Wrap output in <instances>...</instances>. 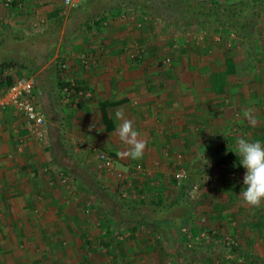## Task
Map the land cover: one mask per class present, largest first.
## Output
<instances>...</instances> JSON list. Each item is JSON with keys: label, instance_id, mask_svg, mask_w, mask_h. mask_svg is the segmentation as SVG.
<instances>
[{"label": "crops", "instance_id": "obj_1", "mask_svg": "<svg viewBox=\"0 0 264 264\" xmlns=\"http://www.w3.org/2000/svg\"><path fill=\"white\" fill-rule=\"evenodd\" d=\"M62 5L61 0H13L6 7L0 0V22L7 25L0 39L13 38L15 28L42 20L46 11ZM134 11L126 19L107 18L106 24L80 31L58 48L69 52L72 69L65 76L76 78L90 94L77 104L65 105L60 80L56 93L51 87L39 89L49 127L46 142H36L14 110L0 118V264H162L161 246L151 245L141 226L172 224L178 231L203 215L220 236L231 234L238 242L231 254L223 252L220 264H264V205L253 208L243 202L240 192L246 170L240 158L234 165H224L229 158L225 159L208 175H191L192 182L201 184V193L186 204L181 189L187 185H179L172 176L180 154L188 168L207 153H234L237 137L264 143V50L255 60L240 46L239 38L223 44L194 25L179 28L174 36L161 35L153 18ZM189 30L198 37L188 35ZM138 46L144 48L140 59ZM76 51H84L90 62L76 61L70 55ZM167 57L172 58L171 64L165 63ZM106 101L121 102L107 107L114 125L111 131L100 108ZM117 109L133 121L147 143L141 159L118 155L126 145L116 136ZM245 111L250 113L247 118ZM71 139L81 146L97 143L112 152L119 166L134 170V186H123L129 197L121 196V182L96 168L97 157L88 149L74 153ZM137 165L143 170L137 172ZM62 170L77 176L95 173L117 203L136 206L142 215H149L151 220L143 219L135 230V243L125 241L115 251L104 252L102 245L112 238L115 227L105 237L103 215L114 217L116 224L128 223L103 209L79 176L59 179ZM159 201L174 204L165 215L158 214L160 218L150 210ZM89 206L98 211L87 214ZM181 239L171 256L174 264L184 263L181 247L188 240L183 234ZM215 248L213 243L196 246L189 264H210L215 256L210 249Z\"/></svg>", "mask_w": 264, "mask_h": 264}, {"label": "trees", "instance_id": "obj_2", "mask_svg": "<svg viewBox=\"0 0 264 264\" xmlns=\"http://www.w3.org/2000/svg\"><path fill=\"white\" fill-rule=\"evenodd\" d=\"M115 7L137 10L145 16L166 22L173 29L194 25L229 30L242 39L247 53H251L250 37L257 31L264 19V0H240L225 3L218 0H214L212 3L197 0H86L76 7H72L66 17L59 14L58 11L52 12L50 14L51 21L42 33L29 36L28 34H21L22 32H13L14 41L27 43L19 51L14 50L13 55H9V52L6 53L1 47L5 40H0V58H2L0 60V87H7L12 84L13 78L9 75V71L17 66L28 68L33 74H38L46 66L56 49L68 43L72 36L80 31L90 29L94 25L106 24V15ZM249 53L248 56L251 55ZM66 84L68 82H63V87ZM120 103L106 101L100 104L102 119L109 131L114 128V125L108 115L107 107ZM227 158L235 161L239 159L231 151L222 155L218 153L205 154L187 168L190 177L191 175H208L212 167L221 164ZM72 174L76 177L79 176L90 187L103 209L113 212L117 220L127 222L128 228L133 232L143 219L151 220L149 215H142L141 208L126 203H117L105 191L95 173L84 171L78 176L75 173ZM173 205V203L168 205L161 201L154 202L150 205V210L152 214H157V216H159L158 214L165 215L167 210L172 209ZM181 249L184 255V263L182 264H189L191 258L196 254V250L186 244H183ZM178 262L179 259H177Z\"/></svg>", "mask_w": 264, "mask_h": 264}, {"label": "rangeland", "instance_id": "obj_3", "mask_svg": "<svg viewBox=\"0 0 264 264\" xmlns=\"http://www.w3.org/2000/svg\"><path fill=\"white\" fill-rule=\"evenodd\" d=\"M62 1H63L62 8L51 10V11H46L44 13L45 14L44 19L39 20V21L37 20L35 22H29V25L24 26L20 29L15 28V30H17V32L21 31L22 32L21 34H28L29 36L32 34H38V33L44 32V30H46L47 26L49 25V23L51 21L50 20V17H51L50 14L52 12L54 13V12L58 11L59 14L64 15L65 17L69 15V13L71 11V7L66 5L64 0H61V2ZM197 1L205 2V3H212L214 0H197ZM218 1L225 3V2H233V1H240V0H218ZM120 11L125 12V10L122 7H119V8L115 7L106 16H107V18H110V19L118 18ZM36 13H38V12H36ZM37 18H40V17H37ZM151 21L154 22V24H153L154 26L157 24L156 29H158V32L161 35H166L169 33L168 35L174 36V35H177V33H178V28L173 29V27L168 26L166 24V22H164L160 19H154ZM36 23H38L37 26H36ZM6 26L7 25H6L5 21L0 22V36L2 35V31L4 29H6ZM200 28L205 29V31L203 33L208 34L207 36L209 38H213V40L218 41L216 38L220 37L221 41H218V42H221L223 44H225L226 42H229L230 40L235 41L236 38H238V36L236 37L232 34H229V32H230L229 30H224L222 28H219V29L212 28V27H200ZM187 34L191 35L193 38H194V36L198 37V35H199V33H197L195 30H192V31L189 30V31H187ZM225 34H228V35H225ZM6 39L7 40L3 43V44H5L3 46V49L6 51V53L9 52V55H11V54L13 55L15 53L14 50L19 51L21 48H24L27 45V43H25V42L14 41V39L12 37H8V38L6 37ZM195 40H196V37H195ZM240 40H241L240 46H242L246 50L244 42L242 41V39H240ZM249 41H250L251 53H249V52L248 53L251 54L252 58H254V59L260 58V56L262 55L261 52H262V50H264V19L262 20L261 24L258 26L257 31L255 32V35L253 37H251ZM65 49H66V47L61 49V50L56 49L53 56L47 62L46 67H45L46 69L44 68L43 69L44 71L43 70L40 71V73L38 75L33 74L28 68H24L21 66H17L13 70H10L9 75H11V77L13 78V82H15L21 78H33L35 80V88H36V91L38 94H40L39 89H41V88L43 89L44 87L45 88L51 87V91L56 93L55 88H56V85L58 86V84H59V82H57L58 80H60L61 82L75 81L78 85L83 86V84L81 82H78V80H76V78H71V77L65 76V74H69L70 69H72V66L70 65V58H68L69 52L68 53L65 52L66 51ZM142 49H144V48L141 46L137 47V50H142ZM78 51L74 52V54L70 53V55H73V58H75L76 61H77V59L82 60V56L84 55V53H83L84 51H82V52H78ZM142 53H143V51H142ZM255 54H258L259 57H257V56L254 57ZM40 59H42V56H40ZM94 59H96L95 56H94ZM94 59H91V61L93 62ZM82 62H83V60H82ZM251 63L253 64V60H251ZM64 64H66V67H64ZM74 65H76V63ZM91 65H93V64H91ZM70 66H71V68H70ZM39 85H40V88H39ZM59 86H60V84H59ZM62 88H63V86H62ZM84 89L86 90L87 94L89 95L90 94L89 90L86 89V87H84ZM88 95L82 96L81 100L84 99L85 97H87ZM64 102H65V105H69L66 101H64ZM64 102H63V104H64ZM40 103H41V105H43L41 101H40ZM73 104L74 103H72V105ZM16 129H18V127ZM102 133H105L104 130H101L100 135H102ZM221 135H219V133H218L217 136H221ZM103 136H104V134H103ZM216 140H218V139L216 138ZM70 141H71V145H72L71 148H73L72 150L74 153L78 152V150H80V149H88L89 153L92 155V157H94L95 160L97 157V155L95 153V149H101V150L108 151L103 146L99 147V145L97 143H89L88 146H81L80 144H78L79 142H77L73 139H71ZM108 152H110V151H108ZM110 153H112V152H110ZM77 156H79V155H77ZM186 161L187 160H185V157L183 156V167L187 168L186 164H188V163ZM98 162H100V161L98 160ZM117 165L120 169L128 172V174H130V175L134 174L135 175L134 170L125 169L124 167L119 166L118 162H117ZM95 166H96V168H98V164ZM137 169H138L137 172L143 170L142 165L141 166L137 165ZM179 169H180L179 165H177L176 168H172L173 178ZM103 171L106 172V170H103ZM64 172H66V171H63V173ZM106 173L108 174V176L117 179L114 175L109 174L108 172H106ZM66 175L70 177L73 174L67 172ZM198 179L204 180L205 178L199 177ZM179 185L183 186L182 184H179ZM120 187L121 186H119V188ZM188 190H189V187H187V186L184 187L183 189H181V191L184 192L182 194V196H184V198H183L184 204H186L185 203L186 201L190 202L191 200H193L190 197ZM117 191H118V188L116 189V192ZM187 196H189V197H187ZM94 207H97V206L95 205ZM96 211H98L97 208H95L92 215L94 213H96ZM102 221L104 223L105 237H108V233L111 232L110 228H112L113 226L115 227L113 229L112 238L109 241H104L103 245L101 244L102 249H104V252L108 253L111 251L112 252L115 251L116 245L123 243L125 241L130 240V242L132 241V243H135L134 242V240H136V236H134L135 232L131 233L129 231V229L127 228L126 224L125 225L120 224V223L116 224L114 217H112L110 215H103ZM197 222H198V217H196V218L194 217L193 221L191 223L188 222V223L184 224L185 225L184 227L191 228L192 230H195L197 228V226H196ZM168 227H171V228H168ZM141 231L145 233L144 236H145L146 240L151 241V245L153 244V245H160L161 246L162 262H163L162 264H174L173 258L171 257V256H173V249L177 248V246H178L177 241L178 240L179 241L184 240V239H181L182 234L186 237V235L183 233L182 229H178V231H175V229L172 228V224H166V225L162 226L161 228L159 226H158V228L157 227L151 228L150 225L148 226V225L144 224L140 228V232ZM167 231H169L170 235L164 233ZM179 231L182 232V234ZM173 235H175L174 239L172 238ZM179 244H181V243L179 242ZM196 246H198V245L194 244L193 247H191V248H195ZM210 250H211V253H213L215 256H213V258H212L213 262H209V263L210 264H220V262L222 261L221 259L223 258V252L225 253V251H220V249H217V248L210 249Z\"/></svg>", "mask_w": 264, "mask_h": 264}, {"label": "built area", "instance_id": "obj_4", "mask_svg": "<svg viewBox=\"0 0 264 264\" xmlns=\"http://www.w3.org/2000/svg\"><path fill=\"white\" fill-rule=\"evenodd\" d=\"M65 4L69 7H76L81 4L84 0H64ZM13 0H4L6 7H11ZM129 12L120 11L118 18L126 19L129 16L135 15L133 9H128ZM129 13L131 15H129ZM145 16V15H144ZM149 17V16H147ZM145 16V19H147ZM144 18V17H143ZM106 23V22H105ZM38 23H36L37 26ZM232 35L236 36L234 33ZM221 41L220 37L216 38ZM138 58H142V50H137ZM83 63L88 64L90 61L87 59L86 54L82 56ZM172 58L167 57L165 59L166 64L172 63ZM66 67V64H64ZM64 94V101L70 103L75 101L79 103L82 96L88 95L83 86L78 85L75 81L68 82L62 88ZM14 110L21 118L26 122L27 129L29 133L34 137L35 141L38 143H44L47 140L49 134V127L46 113L40 103L38 93L35 88V80L33 78H21L7 87H0V118L4 117V114L9 111ZM18 132V130H17ZM20 143H24V138H20ZM97 159L100 161L98 168L106 170L109 174L114 175L119 182H121L120 193L122 192V197H129L130 194L123 189V186L130 188L134 186L132 181L133 175L128 174V172L120 169L117 165V160L114 155L110 152L95 149ZM180 169L174 175V180L182 185H187L189 187V195L195 201L199 199L201 193V184L198 182H192L190 174L186 167H183V156L180 154L177 158ZM235 164V160L228 159L226 164ZM230 176L234 177L235 173L233 170L230 172ZM70 178L63 172L59 173V179ZM119 193V194H120ZM94 207H88L86 213L92 215ZM197 228L192 230L191 228L183 227L182 231L186 235L188 240V247H193L194 244L206 245L208 243H213L216 245L217 249L220 251H225L228 255L235 250L238 242L234 236L231 234L219 235L215 228L208 225V217L200 216L196 224Z\"/></svg>", "mask_w": 264, "mask_h": 264}, {"label": "clouds", "instance_id": "obj_5", "mask_svg": "<svg viewBox=\"0 0 264 264\" xmlns=\"http://www.w3.org/2000/svg\"><path fill=\"white\" fill-rule=\"evenodd\" d=\"M249 111L244 116H249ZM115 117L118 124L116 136L126 145V149L118 155L132 160L141 159L147 148V143L141 138V133L133 126V121L126 118L122 109H117ZM253 124L255 121H251ZM234 152L239 158V164L246 170L243 176V190L240 192L243 202L253 208L264 205V143L244 137L236 138Z\"/></svg>", "mask_w": 264, "mask_h": 264}]
</instances>
